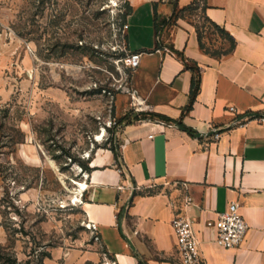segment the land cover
I'll return each mask as SVG.
<instances>
[{"label": "crops", "instance_id": "0c3cea01", "mask_svg": "<svg viewBox=\"0 0 264 264\" xmlns=\"http://www.w3.org/2000/svg\"><path fill=\"white\" fill-rule=\"evenodd\" d=\"M193 1L125 0L127 47L142 53L134 90L171 121L128 123L118 158L109 148L94 154L80 206L100 241L53 250L44 264H179L177 213L193 220L206 264H264V0H201L205 16L235 40L221 55L201 47L197 20L183 15ZM200 29L210 51L230 48L219 32ZM192 65L201 88L184 112ZM231 202L248 229L227 248L214 222Z\"/></svg>", "mask_w": 264, "mask_h": 264}, {"label": "rangeland", "instance_id": "374dc122", "mask_svg": "<svg viewBox=\"0 0 264 264\" xmlns=\"http://www.w3.org/2000/svg\"><path fill=\"white\" fill-rule=\"evenodd\" d=\"M125 12L124 0H0V264L94 240L76 201L83 165L126 124L161 119L133 99ZM184 14L214 30L201 9Z\"/></svg>", "mask_w": 264, "mask_h": 264}, {"label": "built area", "instance_id": "2783aa9c", "mask_svg": "<svg viewBox=\"0 0 264 264\" xmlns=\"http://www.w3.org/2000/svg\"><path fill=\"white\" fill-rule=\"evenodd\" d=\"M128 28L129 25L124 23L122 30L125 32ZM141 56L142 53L140 51L129 50L126 59L128 67L135 71L141 62ZM132 96L136 105L151 107L134 89ZM230 110L234 111L235 107H230ZM150 136L152 137L153 134ZM186 201L190 202L191 198L187 197ZM239 207L238 202H231L225 211L219 213L218 218L214 222V226L217 229L215 240L223 247L231 248L240 246L245 238L248 224L241 215ZM85 226L90 231L94 241H100L96 224L85 221ZM172 226L176 235V249L179 256V264H206L200 249V241L196 234L193 220L181 213H177L172 220Z\"/></svg>", "mask_w": 264, "mask_h": 264}, {"label": "trees", "instance_id": "16d2710c", "mask_svg": "<svg viewBox=\"0 0 264 264\" xmlns=\"http://www.w3.org/2000/svg\"><path fill=\"white\" fill-rule=\"evenodd\" d=\"M201 0H194L193 3L187 7H185L182 11H189V10H192V9H201V13L205 19V21H207L213 28L215 31L219 32L221 35L225 36L229 41H230V48L227 49V50H219V49H216L214 51H210L209 49H207L205 47V44L202 42V31L200 28H198V33H199V38H200V42H201V47L203 49H206L207 52H210L214 55H221V54H224V53H227L229 52L230 50H232L234 47H235V40L234 38L225 30L223 29L222 27H220L219 25H217L216 23L210 21L206 16H205V12H206V8H207V5L205 2H203V4L201 5ZM125 7H126V12L124 14V20H123V24L125 23V19H126V16L127 14L131 11V7L129 4L125 3ZM166 23V20H163V21H157V25L158 26H163L164 24ZM190 68L193 70L194 74H193V78H192V82H191V96H190V102L189 104L185 107L184 109V112L190 110L192 107H193V104L196 100V97H197V94L201 88V69L198 67V66H190ZM154 116H157V117H160L162 120H167V121H171L170 118L164 116V115H161V114H158V113H154L153 114ZM181 123V121H180ZM182 124V123H181ZM188 129V128H187ZM190 130V129H188ZM191 131V130H190ZM110 149L112 150L114 156L116 158H118V145H115V144H112ZM83 169L86 170V171H91L92 168L88 165H83ZM47 257H51V253L50 252H44L41 254V258L38 260V261H34L33 259H31V257L29 259H27L25 262H21V261H18V259L16 257H11V255L7 258V257H2V259H4L5 261V264H44V259L47 258Z\"/></svg>", "mask_w": 264, "mask_h": 264}, {"label": "bare ground", "instance_id": "6f19581e", "mask_svg": "<svg viewBox=\"0 0 264 264\" xmlns=\"http://www.w3.org/2000/svg\"><path fill=\"white\" fill-rule=\"evenodd\" d=\"M101 139H102V136L98 134V136L96 137V140H101ZM75 183L78 185V189H77L78 191L76 195V201H78L80 196L83 194L82 189H86L87 184L83 181H75Z\"/></svg>", "mask_w": 264, "mask_h": 264}, {"label": "water", "instance_id": "95a60500", "mask_svg": "<svg viewBox=\"0 0 264 264\" xmlns=\"http://www.w3.org/2000/svg\"><path fill=\"white\" fill-rule=\"evenodd\" d=\"M209 134H212V133H209ZM205 135H207V134H205V133H201V132H196V133H195V136H196V137H203V136H205Z\"/></svg>", "mask_w": 264, "mask_h": 264}]
</instances>
